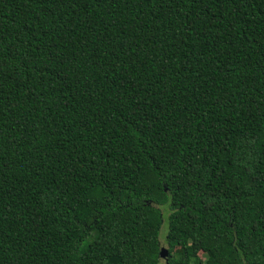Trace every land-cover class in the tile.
I'll list each match as a JSON object with an SVG mask.
<instances>
[{
    "label": "trees",
    "instance_id": "1",
    "mask_svg": "<svg viewBox=\"0 0 264 264\" xmlns=\"http://www.w3.org/2000/svg\"><path fill=\"white\" fill-rule=\"evenodd\" d=\"M164 217L264 264V0H0V264H159Z\"/></svg>",
    "mask_w": 264,
    "mask_h": 264
},
{
    "label": "rangeland",
    "instance_id": "2",
    "mask_svg": "<svg viewBox=\"0 0 264 264\" xmlns=\"http://www.w3.org/2000/svg\"><path fill=\"white\" fill-rule=\"evenodd\" d=\"M166 218L164 217V221H163V225L161 226V230H160V235H159V240H160V247L161 250H166L167 246L165 243V238H166V234H167V226H166ZM204 260V256L202 258ZM159 264H166L165 263V259H160Z\"/></svg>",
    "mask_w": 264,
    "mask_h": 264
},
{
    "label": "water",
    "instance_id": "3",
    "mask_svg": "<svg viewBox=\"0 0 264 264\" xmlns=\"http://www.w3.org/2000/svg\"><path fill=\"white\" fill-rule=\"evenodd\" d=\"M168 255H167V250H161L160 251V257L161 258H163V259H165V261H167V259H168V257H167Z\"/></svg>",
    "mask_w": 264,
    "mask_h": 264
},
{
    "label": "flooded vegetation",
    "instance_id": "4",
    "mask_svg": "<svg viewBox=\"0 0 264 264\" xmlns=\"http://www.w3.org/2000/svg\"><path fill=\"white\" fill-rule=\"evenodd\" d=\"M161 248V247H160ZM165 263L167 264V261H165Z\"/></svg>",
    "mask_w": 264,
    "mask_h": 264
}]
</instances>
